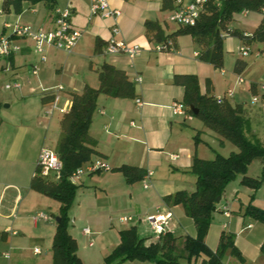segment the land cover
<instances>
[{
  "label": "crops",
  "instance_id": "crops-1",
  "mask_svg": "<svg viewBox=\"0 0 264 264\" xmlns=\"http://www.w3.org/2000/svg\"><path fill=\"white\" fill-rule=\"evenodd\" d=\"M2 2L3 0H0V32L6 35H11V26L16 22L29 25L35 30L52 29L56 7L70 8L71 23L82 33L70 53L47 48L45 61H41L28 38L15 36L12 40L21 46V50L10 56L0 57V74L6 77L5 84L10 81H19L21 84L17 89H6L4 84L6 91L14 92L0 95V264H51V249L45 248L43 251L36 243H52L56 220L54 221L44 209L52 203L50 197L33 190L30 181L37 169L40 149L43 146L50 147L48 136H54L55 143L50 147L53 150L59 136L62 113L53 106L54 95H59L57 107L68 111L72 105L71 92H81L86 85L99 87L98 70L104 62L125 72L134 84L135 96L122 98L104 93L98 95L89 127L93 147L111 168L123 164L142 167L146 172L142 177V187L149 192L145 193V197H139V202L131 201L133 195L130 191L133 190L134 183L127 182L122 172L100 170L82 174L73 183L77 185L76 192H82L83 199L80 198L77 206L73 208L74 216L69 220L68 231L77 244L81 238L91 235L92 230L88 225L78 232L74 231L77 213L85 218V222H92L101 227L104 223L103 215H97V211L104 205L110 207L111 202L105 197L108 192L115 190L128 192L123 199H111L117 209L129 206V210L133 209L135 213H140L143 209L142 212L148 211L146 215L170 214L165 223L169 228L173 215L182 216L185 211L181 204L165 203L163 197L172 194L174 190H181L178 173L189 170L194 154L208 159L201 146L203 139L200 136L197 142L194 139L196 132H202L206 126L192 122L190 117L193 115L189 112L190 117L172 112V102L182 101L184 93L183 85L174 83L173 78L176 74H195L198 77L200 92L209 90V93L215 96L224 95L230 89L226 85L227 81L222 89H217L213 80H206L212 76L202 75L207 62L199 59L200 51L190 35L168 37L164 44L169 46V49H156L158 44L163 43L156 41L151 33L148 34L146 22L158 26L164 35L177 29L170 28L167 18L168 15L170 17L171 8L162 9V0H108L111 7L119 9L122 13L118 20L120 32L115 38L141 46V50L132 60L124 53H105L107 40L112 36L113 19L91 16L90 0H56L53 8L44 2H24L20 13L12 10L2 11ZM246 11L241 12L246 15ZM262 18L261 14L255 28ZM35 66L37 72L33 73ZM246 66L240 72L234 71L233 66V73L227 74L226 79L230 81L235 74H241L246 70ZM221 71L226 74L223 69ZM137 77L141 78L140 82L136 81ZM245 82L246 85L243 84ZM238 84L244 87L241 86L239 90L235 88L233 96L228 100L242 106L243 114L249 122L247 135L263 141L264 103L252 102L253 94L259 91V84L251 77L249 81L244 79V82ZM58 86H62V90L57 91ZM234 98L237 100L233 101ZM55 130L56 133H52ZM236 150L235 147V150L231 151ZM97 158L99 157L94 155L91 160ZM148 171L152 172L150 176H147ZM53 174L57 177L54 172L51 176ZM97 174L102 176H96ZM191 177L195 182V176ZM98 179L103 180L98 182ZM86 195L91 200L84 201ZM223 198L224 196L217 211L224 212L225 217L230 219L231 212L228 205L223 203ZM149 201H154V204L147 205ZM59 207L60 204L55 206L57 210ZM82 207L84 210H81ZM107 220L110 221L111 218L108 217ZM258 222L246 216L242 218V226L234 233L241 236L248 231L246 233L251 237L249 244L253 242L257 254L264 241V233H255ZM229 223L234 228L231 229L233 232L236 222L231 219L225 226L228 227ZM110 224L111 222L107 227H110ZM131 225L134 224L129 226ZM85 228L89 229V233L84 232ZM171 230L164 228V231H170L175 236ZM186 232L182 237H177L176 244L181 247V251L185 236H195V224ZM160 234L155 231L154 236H140L147 237L148 244L157 241ZM252 237L255 240H252ZM88 239V245L92 246L93 239ZM118 243L119 231L118 241L110 245L111 250ZM237 244L238 240L236 246ZM35 248H38L37 252L34 251ZM238 248L241 249L239 246ZM201 259L202 257L198 259L199 263ZM231 259L228 255L223 260L224 264H232ZM125 263L154 264L151 261H125L120 264Z\"/></svg>",
  "mask_w": 264,
  "mask_h": 264
},
{
  "label": "trees",
  "instance_id": "trees-1",
  "mask_svg": "<svg viewBox=\"0 0 264 264\" xmlns=\"http://www.w3.org/2000/svg\"><path fill=\"white\" fill-rule=\"evenodd\" d=\"M56 0H3L2 11L20 13L24 2H44L53 8ZM173 0H162V9L173 8ZM242 10L258 11L263 18L255 28L251 37L239 34L241 37L264 42V0H211L204 12L193 26H179L175 31L164 35L158 26L146 22L148 34L162 43L168 37L180 34H189L201 47L199 59L210 63L215 68L223 66V36L221 31L227 30V24L234 12ZM235 33V31H231ZM99 46V45H98ZM247 62L237 60L234 71L240 72ZM100 81L98 88L88 85L81 92H71L72 105L62 113L59 121V136L54 150L57 153L61 169L58 180L52 181L39 174L38 167L31 178L30 187L60 202L59 220H56L55 233L51 243V264H84L77 255V243L69 233L68 210L76 193L77 185L70 180L71 174L83 163L100 152L93 147L89 134L92 114L96 99L100 93L113 97L132 98L135 96L134 84L128 79L124 71L104 62L98 70ZM173 82L184 87L182 97L186 110L198 117L204 126L213 131L220 139L231 142L236 151L224 156L216 153L212 159L200 158L194 154L189 172L195 176V189L191 193L177 190L163 197L164 202L171 205L181 204L185 214L192 218L196 234L185 236L181 252H177V237L170 231H163L155 242L146 244L147 237L137 233L135 225L119 230V243L106 255L105 264H120L125 261H151L154 264H180L181 257L190 264L194 258L202 257L199 264H224L223 257L227 249L235 256L240 264L244 259L234 242V235L222 231L218 247L213 250L205 241L213 212L218 210V204L224 196L226 184L238 174L242 175L241 182L256 190L263 181V175L254 178L247 175L248 165L254 159L262 162L264 173V140L260 141L247 135L249 122L243 114L240 104L231 103L228 98L220 102L216 96L200 92L198 77L195 74H176ZM197 108L193 113L190 106ZM1 106V102H0ZM197 142L198 132L194 135ZM111 171L123 173L127 182L142 179L146 174L139 166L123 164L119 167H110ZM253 197V196H252ZM218 198L220 200L218 201ZM244 216L264 224V208L249 203ZM264 254V241L260 246Z\"/></svg>",
  "mask_w": 264,
  "mask_h": 264
},
{
  "label": "rangeland",
  "instance_id": "rangeland-1",
  "mask_svg": "<svg viewBox=\"0 0 264 264\" xmlns=\"http://www.w3.org/2000/svg\"><path fill=\"white\" fill-rule=\"evenodd\" d=\"M246 12H247L246 15H243L241 11L234 12L232 14L231 20L227 24V30L221 31V35L223 36V66L221 68H215L212 65H209L210 63L208 64L207 62V64H205V68L202 70V75H205V77H209L210 75L212 76L211 78H206V80L207 79L213 80L217 89H222L227 81L226 85H228L230 89L235 91V88H237L239 90V88H241L242 86L238 84L239 76H241V78L243 79H246L247 81H249L251 77V79H253L255 82L259 84L258 85L259 88L264 83V42L249 38H244L239 35V34H244L251 37L253 31L255 30L254 28L257 21L258 20L260 21L261 19V13L252 10H247ZM167 21L171 29L176 27L179 28L177 24H175L171 19H169V15ZM230 30L235 31V33H231ZM180 35H184V34H180ZM185 35H189V34H185ZM241 47L248 49L246 55H242V53L240 52ZM197 50L199 51L201 50V47L198 44H197ZM238 59L247 62V66L245 68L246 70L244 72H241V74H235L234 76H232L233 78L230 79V81H228L226 79L227 78L226 75L229 73H233V66L235 65ZM222 69L226 72V74H222L221 71ZM203 71H206V73H204ZM5 80L6 77L0 74V95L14 92V91L9 92L4 89ZM243 84L246 85V82ZM135 86H137V83ZM232 100L235 101L237 99L234 98ZM190 118L193 120L192 122L194 123L198 122V124H203L202 121L196 116H191ZM52 133H56V130L55 132ZM198 134L200 138L203 139L201 146L203 150H205L208 159H212L216 153L226 156L231 152V150L233 149L235 150V146L231 142L227 140H224V142L219 141V139L214 135L213 131H211L207 127L202 132H198ZM53 137L48 136L50 147H52L55 143ZM85 166L86 164L82 165V167ZM262 170H263L262 162L260 159H254L248 165V169H247L248 176L257 178L260 177V175H263L262 184L256 190L251 189L250 187H248L247 185L241 182L242 179L241 174H238L235 178H233L226 184L224 191V198L222 201L224 204L228 205V208L231 212V218L230 219L226 218L224 212H218V211L213 212L211 223L208 228V232L206 234L207 235L206 244L215 250L219 245L220 234L222 232V229L224 228L226 233H232L234 235L235 245L238 240L237 245L241 249H239L238 246L236 247L241 252V255L244 259L243 261L244 264H264V254L261 252V250H259L257 254L253 242L249 244L251 237L249 238V234L246 233L248 231H245L243 234H241V236L240 235L236 236L237 234L236 235L234 234L238 230V227L242 226V218H246V216H244L243 213L245 212L246 207L249 203H252L253 205L258 206L260 208H264V173H262L263 172ZM191 175L192 174L189 172V170L178 173V178L180 181L179 187H182L181 190L185 191L186 193H191L195 189V182L191 177ZM96 176H102V175L97 174ZM56 179L57 177H55L53 174L49 180L55 181ZM102 180L103 179H98V182H101ZM94 183L97 184V182ZM131 183H134L133 190L130 191V193L133 195L131 201L139 202L140 201L139 197L140 198L142 196L145 197L146 196L145 193L149 191L143 189L142 179H137ZM174 192L175 190L173 191V193ZM81 194L82 192L77 191L73 197L72 203L68 210V216L71 219L72 216H74L73 208L77 206L78 201L80 200V198H82ZM125 194H128V192L119 191V190L108 192L105 198L111 202L110 207L104 205L102 208L98 210L99 212L97 211V215L100 214L103 215L104 223L101 225V227L93 224L92 222H90L91 224L85 222L84 221L85 218L84 217L82 218V216L79 213H77L76 227L74 231L78 232L82 227L88 225L92 230V233L89 237H91L94 241V244L92 246H89L87 242L89 240L88 239L89 237L88 238L85 237L83 239L81 238L79 240V243L77 244V255L80 257L81 261L84 264H105L106 255H108L112 251L110 245L118 241L119 229L127 227L130 224L136 225L138 235L154 236L155 230L152 228L151 223L147 219L149 215H146L148 211L142 212L143 211L142 209L140 213H135L133 209L129 210V206L122 209H117L116 205L113 203V201H111V199L118 200L119 197L123 199L125 197ZM86 196L87 197L84 198V201L91 200L88 195ZM100 197H103V195H100ZM49 200L50 203H52V205L50 206L48 205L44 209L49 215H51V217H53L55 221L56 218L59 217V212H60V207L57 210L55 206H59L60 202L53 198H50ZM150 203L154 204V201L147 202V205H150ZM54 204L55 206H53ZM84 206L87 207L85 203ZM81 210H84V207H82ZM104 214L106 216H104ZM123 216L125 217L131 216L133 218V221L121 222L120 218ZM108 217L111 218L110 221L107 220ZM231 219H234L236 222L235 224L236 227L235 230H233V232H231V229L234 228H232L230 223L228 224V227L225 226V223H227L228 221L230 222ZM109 222H111L110 227H107V224ZM169 223H170L169 228H167V226L165 227L166 229L169 230L172 229L171 231L174 232L176 237H182V235H185L187 233L186 231H188V228L192 229L194 226V222L192 218H190L185 214L182 216H180V214H178L177 216L173 215L172 221ZM256 226L258 227H255L256 228L255 233L257 234L264 233V224L262 222L259 221ZM252 240L255 239L253 238ZM36 244L43 251L45 248L49 250L51 249V242L38 241ZM242 249L245 250L243 251ZM105 251H109V253ZM251 251L252 254H250ZM177 252H181V247H179V245H177ZM228 255H230L232 258L231 259L232 264L240 263L235 256L231 255L229 249L225 251L223 260H225ZM200 257H198L195 260L193 258L190 264H198L199 263L198 259ZM179 262L180 264H187V260L183 257L179 259ZM125 264H130V263H125Z\"/></svg>",
  "mask_w": 264,
  "mask_h": 264
},
{
  "label": "built area",
  "instance_id": "built-area-1",
  "mask_svg": "<svg viewBox=\"0 0 264 264\" xmlns=\"http://www.w3.org/2000/svg\"><path fill=\"white\" fill-rule=\"evenodd\" d=\"M211 0H173V8L171 10L170 19L177 24V26H193L199 19L200 15L206 9L207 5ZM217 2L219 0H213ZM121 11L117 8H113L108 3V0H90V15L91 16H102L105 18H112L113 24L111 25V38L107 40L105 45V53L116 54L124 53L129 59H134L137 53L141 50L139 44L128 43L122 39H116L115 36L119 34L120 28L118 25V20L121 17ZM1 15V11H0ZM71 10L68 7H56L54 9L53 16V28L50 30H35L31 26L26 24H21L19 22L14 23L11 26V35H6L0 32V57H7L13 53L20 51L21 46L13 42L12 38L15 37H25L28 38L32 44L34 51L39 54L41 61L46 60L45 51L47 48H54L57 50H62L66 53H70L74 50L77 42L81 36V31L74 28L71 20ZM9 26V25H8ZM157 50L169 49L166 44H158L156 46ZM242 55H246L248 52L247 48H240ZM33 73L37 72V67L35 66ZM137 82L141 81L140 77L136 78ZM239 82H244V79L239 77ZM19 81H10L5 84L6 89H17L20 88ZM62 90V86L57 87V91ZM58 94L54 95L53 106L58 109L61 113L66 112L64 108L57 107ZM233 96V90L229 89L224 95L216 96L218 102H220L224 97L229 98ZM253 103H264V84L259 88V91L254 93L252 96ZM171 109L174 114L183 115L185 117H190L186 110V105L183 101H173L171 104ZM37 167L39 174L44 178H49L54 172L58 177V172L61 169L60 159L52 148L48 146H43L40 149ZM100 170H110V166L101 158L91 160L86 163L85 167H78L70 176L72 182L79 178L85 173H94ZM152 174L151 171L147 172V176ZM147 187V185H144ZM41 214H39L40 216ZM170 216L167 215H149L147 217L148 221L151 223L152 228L157 232H163L165 228L166 219ZM121 221H132L131 216L121 217ZM85 233H89V229H84ZM34 251H38L35 248Z\"/></svg>",
  "mask_w": 264,
  "mask_h": 264
},
{
  "label": "water",
  "instance_id": "water-1",
  "mask_svg": "<svg viewBox=\"0 0 264 264\" xmlns=\"http://www.w3.org/2000/svg\"><path fill=\"white\" fill-rule=\"evenodd\" d=\"M190 109L193 111V113H197V108H194L192 105L190 106ZM220 198H218V201ZM56 220H59V217L56 218Z\"/></svg>",
  "mask_w": 264,
  "mask_h": 264
}]
</instances>
